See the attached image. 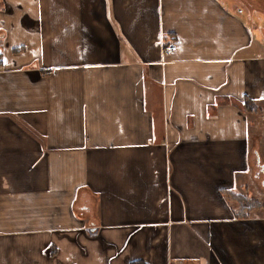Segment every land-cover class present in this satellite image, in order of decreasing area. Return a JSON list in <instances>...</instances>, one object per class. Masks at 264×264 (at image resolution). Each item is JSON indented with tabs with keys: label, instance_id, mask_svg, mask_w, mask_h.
Instances as JSON below:
<instances>
[{
	"label": "crops",
	"instance_id": "1",
	"mask_svg": "<svg viewBox=\"0 0 264 264\" xmlns=\"http://www.w3.org/2000/svg\"><path fill=\"white\" fill-rule=\"evenodd\" d=\"M0 59V264H264V0H0Z\"/></svg>",
	"mask_w": 264,
	"mask_h": 264
},
{
	"label": "trees",
	"instance_id": "2",
	"mask_svg": "<svg viewBox=\"0 0 264 264\" xmlns=\"http://www.w3.org/2000/svg\"><path fill=\"white\" fill-rule=\"evenodd\" d=\"M243 108L247 112L257 111L256 106L251 99L244 100ZM221 194L225 198V200H227V202H231L234 204V206L231 208V212L233 216L237 218L248 217L255 210L262 207L260 202L255 199L249 198L246 191L234 192L231 190H221Z\"/></svg>",
	"mask_w": 264,
	"mask_h": 264
},
{
	"label": "rangeland",
	"instance_id": "3",
	"mask_svg": "<svg viewBox=\"0 0 264 264\" xmlns=\"http://www.w3.org/2000/svg\"><path fill=\"white\" fill-rule=\"evenodd\" d=\"M247 183H248V185H249V189L251 190V191H253V192H256V193H258V191H259V193H258V195L259 196H261V198H262V193H260V191H263V189H262V187H260V186H254L253 184H252V182L249 180V179H247ZM246 191V190H245ZM245 191H243V192H245ZM261 194V195H260ZM259 201H263V203H264V198L262 199V200H259Z\"/></svg>",
	"mask_w": 264,
	"mask_h": 264
},
{
	"label": "built area",
	"instance_id": "4",
	"mask_svg": "<svg viewBox=\"0 0 264 264\" xmlns=\"http://www.w3.org/2000/svg\"><path fill=\"white\" fill-rule=\"evenodd\" d=\"M174 49H175V43L164 46L165 52H168V53L172 52Z\"/></svg>",
	"mask_w": 264,
	"mask_h": 264
}]
</instances>
